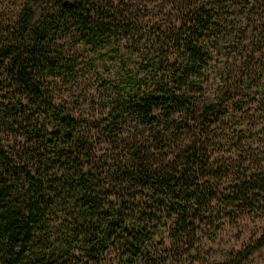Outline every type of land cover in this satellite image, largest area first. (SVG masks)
<instances>
[{
  "label": "trees",
  "instance_id": "16d2710c",
  "mask_svg": "<svg viewBox=\"0 0 264 264\" xmlns=\"http://www.w3.org/2000/svg\"><path fill=\"white\" fill-rule=\"evenodd\" d=\"M262 247L264 0H2L0 264Z\"/></svg>",
  "mask_w": 264,
  "mask_h": 264
},
{
  "label": "rangeland",
  "instance_id": "374dc122",
  "mask_svg": "<svg viewBox=\"0 0 264 264\" xmlns=\"http://www.w3.org/2000/svg\"><path fill=\"white\" fill-rule=\"evenodd\" d=\"M2 11V0H0V12ZM263 230V224L259 221L244 220L239 228L227 231L219 244L206 246V255L209 261L218 262L221 260V252L224 249H240L249 241H253ZM237 239H236V238ZM245 264H264V247L259 249Z\"/></svg>",
  "mask_w": 264,
  "mask_h": 264
}]
</instances>
